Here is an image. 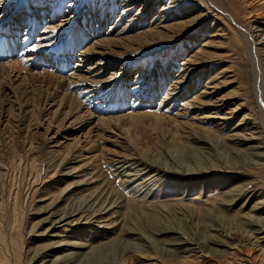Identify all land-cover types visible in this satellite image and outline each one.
Wrapping results in <instances>:
<instances>
[{
  "label": "rangeland",
  "instance_id": "1",
  "mask_svg": "<svg viewBox=\"0 0 264 264\" xmlns=\"http://www.w3.org/2000/svg\"><path fill=\"white\" fill-rule=\"evenodd\" d=\"M218 1L0 3V264H264V0Z\"/></svg>",
  "mask_w": 264,
  "mask_h": 264
},
{
  "label": "bare ground",
  "instance_id": "2",
  "mask_svg": "<svg viewBox=\"0 0 264 264\" xmlns=\"http://www.w3.org/2000/svg\"><path fill=\"white\" fill-rule=\"evenodd\" d=\"M211 4H214L217 8H219V9H222L223 8V6H222V8H221V6H220V2L218 1V0H208ZM224 10H225V8H224ZM225 12V14H227L228 15V17H229V19H235V18H233L231 15H229L228 14V12L225 10L224 11ZM235 21V20H234ZM264 20H261V25H262V27H260V30L262 31L263 29H264ZM238 26L240 25V24H237ZM257 25V24H256ZM241 26V25H240ZM241 29H242V31L240 32L241 33V35H242V37H243V40H245V42H246V44H247V46H248V51H249V54H250V59H251V64H252V71H253V85H255V90L257 89V94L259 93V99H257L259 102V108H260V121L259 122H257V124H255L256 126H254L253 128H256V127H258L259 129H260V132H258V134H257V136L254 138L255 140H259V141H261V142H258V143H260V144H263L264 145V74H263V72H262V66H261V64H260V61H259V57H258V52H257V48H256V46H255V44H254V42H253V40H252V36H251V34L248 32V30H246L245 28H242L241 27ZM240 29V30H241ZM262 33H264V32H262ZM259 42H261V41H259ZM263 42V41H262ZM258 44V43H257ZM259 54H261V53H259ZM16 65H17V63H15ZM11 65V64H10ZM9 65V66H10ZM13 65H14V63H13ZM15 66V65H14ZM16 67V66H15ZM12 68H13V66H12ZM218 85V84H217ZM256 94V96L255 97H257L258 95ZM78 107H79V105H77ZM257 129V128H256ZM243 137V136H242ZM249 140V139H248ZM255 143H257V141L255 142ZM258 147V146H257ZM264 147V146H263ZM256 148V147H255ZM199 170V169H198ZM197 171V170H196ZM237 191H239V190H237ZM236 192V191H235ZM233 193V192H232ZM242 194V193H241ZM234 195V194H233ZM233 195L231 196L232 198H233ZM236 195V194H235ZM237 196V195H236ZM229 197V196H228ZM232 198H229V199H232ZM227 201V200H226ZM232 202V201H231ZM228 204V203H227ZM259 208V207H258ZM257 209V205H255V206H253L252 207V212H250V214L249 213H247V214H243L242 215V222H243V224H245V226L246 225H248L249 226V224L251 225L253 222L252 221H254L255 223H256V225H258L257 227V230H262V232L264 231V218H258L257 216H256V214H255V211L254 210H256ZM260 209V208H259ZM258 210V209H257ZM251 211V210H250ZM244 213V212H243ZM70 215H72V213H69V212H65L62 216H64V218L65 217H69ZM260 216V215H259ZM254 219V220H252L250 223H249V221H250V219ZM240 219V218H239ZM239 221V220H238ZM239 223V225H241L240 223H241V220H240V222H238ZM75 224V223H74ZM253 225V224H252ZM244 226V225H243ZM243 226L241 225V227L243 228ZM247 226V227H248ZM246 228V227H245ZM244 228V230H246ZM250 228V227H249ZM252 228V227H251ZM250 230V229H249ZM248 229H247V231H249ZM256 230V229H255ZM218 231H220V230H218ZM254 231V230H253ZM216 232V231H215ZM260 232V231H259ZM214 233V232H213ZM255 233H256V231H255ZM184 234V233H183ZM210 234V233H209ZM241 234H243V232L241 233ZM249 234V233H248ZM251 234V233H250ZM252 234H253V232H252ZM251 234V235H252ZM180 235V234H179ZM191 235V234H190ZM184 236V235H183ZM182 236V237H183ZM240 236H242V235H240ZM248 237H249V235H247ZM181 236H179V238H180ZM185 237V236H184ZM195 237V236H194ZM243 237H244V234H243ZM196 238V237H195ZM198 238V237H197ZM215 238V237H214ZM199 239V238H198ZM201 239V238H200ZM210 239H211V237H210ZM213 239H211V241H212ZM182 241H184V240H182ZM186 241V240H185ZM191 241V240H190ZM198 241V240H197ZM196 241V242H197ZM223 241H225V240H223ZM223 241H221V242H223ZM188 242V241H187ZM213 242V241H212ZM219 242V241H218ZM186 243V242H185ZM189 243V242H188ZM207 243V242H206ZM214 243V242H213ZM194 244V243H193ZM222 244V243H221ZM198 245V244H197ZM199 246V245H198ZM203 246V245H202ZM201 247V246H200ZM253 248V247H252ZM243 249V248H242ZM246 250V249H245ZM249 250H251V249H249ZM243 251V250H242ZM248 253H250V252H248Z\"/></svg>",
  "mask_w": 264,
  "mask_h": 264
},
{
  "label": "snow or ice",
  "instance_id": "3",
  "mask_svg": "<svg viewBox=\"0 0 264 264\" xmlns=\"http://www.w3.org/2000/svg\"><path fill=\"white\" fill-rule=\"evenodd\" d=\"M3 2V0H0V3H2Z\"/></svg>",
  "mask_w": 264,
  "mask_h": 264
}]
</instances>
